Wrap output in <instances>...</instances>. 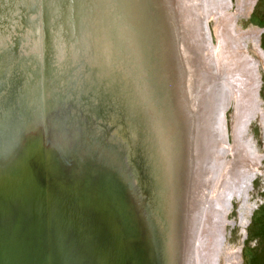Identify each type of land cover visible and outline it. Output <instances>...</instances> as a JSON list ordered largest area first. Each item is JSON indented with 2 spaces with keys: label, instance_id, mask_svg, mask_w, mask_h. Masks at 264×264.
Listing matches in <instances>:
<instances>
[{
  "label": "water",
  "instance_id": "1",
  "mask_svg": "<svg viewBox=\"0 0 264 264\" xmlns=\"http://www.w3.org/2000/svg\"><path fill=\"white\" fill-rule=\"evenodd\" d=\"M165 2L0 0V264H182Z\"/></svg>",
  "mask_w": 264,
  "mask_h": 264
},
{
  "label": "rangeland",
  "instance_id": "2",
  "mask_svg": "<svg viewBox=\"0 0 264 264\" xmlns=\"http://www.w3.org/2000/svg\"><path fill=\"white\" fill-rule=\"evenodd\" d=\"M214 2L215 0L175 2L177 8H182L179 12L184 15L191 34L190 45L194 54L196 53V95L199 99L202 98V91L206 94L208 89L205 87L211 88L214 82L218 84L219 81H226L227 87L229 85L226 106L220 116L219 137L224 141V148H221L222 154L218 146L212 153L214 155L219 152L216 153L217 160L214 163L215 166L218 164V170L213 171L215 176L212 177L207 170L203 175L208 193L205 194L204 189L199 193L202 210L194 236L193 255L197 257V264L198 259L201 264H264V0ZM238 58L244 61L246 67L243 63H237ZM238 65L245 70L244 75L240 72L241 80L245 79L241 90L237 89L238 77L233 78L229 74L235 70L237 76ZM41 66L43 67L42 62ZM221 68L225 70L223 76ZM105 118L109 124H113L110 114ZM116 131L114 128L113 133ZM238 141L244 144L246 142L251 147L248 152L244 150L245 168H242V174L234 181L222 218L217 220L219 222L211 221L206 212L210 204L207 199H211L212 205L216 203L219 188H223L219 185L225 173V165L233 161L236 163H233V169H241V159L235 158L230 150L237 146ZM214 226L218 228L216 239L213 232L208 233L209 240L207 239L206 244L203 243L206 228L213 229ZM188 264H191V256L190 259L188 257Z\"/></svg>",
  "mask_w": 264,
  "mask_h": 264
},
{
  "label": "bare ground",
  "instance_id": "3",
  "mask_svg": "<svg viewBox=\"0 0 264 264\" xmlns=\"http://www.w3.org/2000/svg\"><path fill=\"white\" fill-rule=\"evenodd\" d=\"M176 1L178 0H167L165 4L167 10L171 13L174 21L178 25V31L182 32V39H184L185 42L181 49H179L180 44H178V40H175L172 47H167V63L162 69V79L165 83H167L165 98L167 97L166 100L168 102L169 115L172 118V122H174V127L176 129L174 138V155L176 161V187L178 188L179 195V199H177L178 207L176 206V209L177 211L180 210V212H183L181 216L179 215V218L176 216L175 219L176 230L178 227V231H175V244L177 242V251H179V255H181L182 264L184 263V259L185 264H188V257L190 259V256L191 264H197V257L195 258L196 255H193L195 253L193 249V242L200 218V212L202 210L201 200L199 201V193L202 189H204L203 192L205 194L208 193L206 191L207 185L205 184L206 178L203 176L205 175V171L207 170V172L214 177L216 173H214L213 176V171L218 170V164L215 166L214 163L217 160V154L219 152L217 151L218 153L216 152V155H212V153L217 146L220 147V154L223 152L221 151V148H224V141L219 137L221 122L220 116L222 114V109L226 106L225 104L227 101L229 85L227 87L226 81H219L218 84L215 82L211 84V88L210 86H204L208 89L206 94L209 95L207 107L204 105L203 101V96L206 95L205 92L202 91L204 94L200 99L196 95L195 89H198V80L196 75L197 69L194 66V64H196L194 60L196 53L194 54L193 48L190 45V42L192 44V40L190 38L191 34L189 28H187L184 15L182 16V13L180 14L179 12V9L182 10V8L181 6H178V8L175 6ZM171 6L173 9H171ZM234 58L235 57H233V59ZM238 59L239 61L237 63L239 65L243 63L246 67L244 61L241 58ZM239 65L237 66L239 70L237 76L235 70L230 71L229 74L233 78L238 77L239 82L238 79H236V81L238 84L240 83V85L237 84V89L239 88L241 90L245 84V79L243 76V79L241 80L240 74L243 73L244 75L245 70L239 67ZM220 72L223 76L225 70L223 71L221 68ZM165 73L168 77L167 80L165 79ZM249 73L251 74V72ZM229 74L227 76L228 79L230 78ZM237 143L236 147L233 146L232 148H229L235 158L237 157L238 159H241V161L239 160V163L241 164L239 167H241V169H233V163L236 164L233 161H231L229 165H225V173L219 185L223 186V188H219L216 203L212 205L211 199H207V202L210 204L207 206L208 208H205L211 221L216 220V222H219L222 218L228 196L235 184L234 181L236 180V177L240 175L241 170H243L242 168H245L243 164L246 160L244 150L246 149L245 152H248L247 150H250L251 147L246 142L245 144L239 141ZM210 159L211 162L209 163ZM217 229L218 228L215 226L213 229L207 227L205 235L203 234V237H205L204 240L201 238L203 243L206 244V242H208V237L210 236L209 234L212 232L214 233L215 238V236H217ZM199 261L200 260L198 259V264Z\"/></svg>",
  "mask_w": 264,
  "mask_h": 264
}]
</instances>
